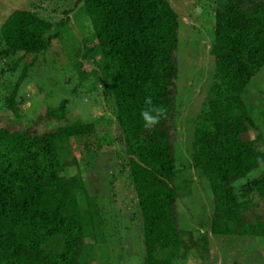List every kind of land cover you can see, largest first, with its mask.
Masks as SVG:
<instances>
[{
    "label": "trees",
    "instance_id": "obj_1",
    "mask_svg": "<svg viewBox=\"0 0 264 264\" xmlns=\"http://www.w3.org/2000/svg\"><path fill=\"white\" fill-rule=\"evenodd\" d=\"M212 4L214 70L190 119L188 168L177 166L175 157L180 24L170 1L75 0L63 10L68 15L78 9L86 16L91 38L83 40V57L99 55L97 64L110 85L139 209L143 264H174L181 255L184 169L205 177L212 192L208 221L200 230L207 228L214 236L264 237V212L255 211V200L264 199V171L252 173L264 165V150L257 146L264 135L244 103L247 86L264 67V0ZM61 32L60 21L14 10L0 26V58L41 54ZM89 41L94 46L88 47ZM26 71L24 67L6 99L15 115V96ZM148 96L164 110L150 130L140 115ZM66 105L63 99L58 107L46 108L39 121L64 120ZM250 128L257 135L245 140ZM94 132V123L81 121L44 132L0 125V264H89L98 235L97 203L81 173L68 176L66 171L71 139ZM87 238L95 243L87 244Z\"/></svg>",
    "mask_w": 264,
    "mask_h": 264
},
{
    "label": "rangeland",
    "instance_id": "obj_2",
    "mask_svg": "<svg viewBox=\"0 0 264 264\" xmlns=\"http://www.w3.org/2000/svg\"><path fill=\"white\" fill-rule=\"evenodd\" d=\"M169 1L178 13L180 24L177 91L181 105L176 119L175 157L177 166L188 168L192 140L190 119L198 111L214 70L210 55L214 7L213 0ZM74 2L0 0V26L17 9L35 11L62 22L60 37L43 53L0 58V125L11 130L30 126L44 132L55 125L94 123V133L71 139L72 152L66 171L68 176L81 173L89 196H95L97 203V241L86 239L87 244L95 243L89 264H143L139 209L123 159L110 85L97 64L99 55L91 52L83 57L86 53L83 40L91 38L86 16L78 9L68 15L63 13ZM94 44L89 41L87 45ZM20 59L17 69L9 71ZM24 67L27 71L15 96V115L7 107L6 99ZM81 71L86 76L81 77ZM63 99L67 100L64 120L49 124L39 121L46 108L58 107ZM244 101L264 135V67L247 86ZM256 135L250 128L243 138L250 140ZM85 142L91 144L89 149L84 147ZM257 146L264 150V143L259 142ZM263 171L264 165L252 173L257 175ZM184 174L187 182L182 185L184 197L179 200L181 255L174 264H264V237L214 236L207 228L200 230L199 225L208 221L212 192L208 180L195 175L193 169H184ZM255 201L256 213L263 214L264 199Z\"/></svg>",
    "mask_w": 264,
    "mask_h": 264
},
{
    "label": "clouds",
    "instance_id": "obj_3",
    "mask_svg": "<svg viewBox=\"0 0 264 264\" xmlns=\"http://www.w3.org/2000/svg\"><path fill=\"white\" fill-rule=\"evenodd\" d=\"M145 104L148 107L141 110V118L144 122L145 129H152L156 126L163 116L164 110L160 106L153 105L151 96L145 98Z\"/></svg>",
    "mask_w": 264,
    "mask_h": 264
}]
</instances>
